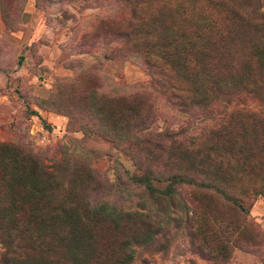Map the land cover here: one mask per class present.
<instances>
[{"label":"rangeland","instance_id":"1","mask_svg":"<svg viewBox=\"0 0 264 264\" xmlns=\"http://www.w3.org/2000/svg\"><path fill=\"white\" fill-rule=\"evenodd\" d=\"M164 2L168 7L159 20V41L182 29L206 32L207 25L213 24L210 50L213 61L222 66L217 81L227 84L224 80L230 76H252L258 56L251 64L252 54H257L251 25L264 19V0ZM133 4V0L128 5L120 0H0V143L33 150L47 164L55 159H61L62 166L72 160L84 163L77 166V173H83L81 180L71 179L82 191L88 183L82 180H89L91 173L85 164L94 166L97 179L105 176L110 181L121 167L134 169L129 152L133 144L124 138L126 131L130 133L127 125L113 135H121L128 152L121 151L112 138L91 132L120 117L125 103L116 99L119 94L145 93L154 113V130L185 127L197 139L215 118L226 119L235 107V98L224 92L217 93L205 112H183L170 103L163 88L151 82L141 60L144 52L135 59L120 58L114 51V32L130 18ZM103 21L111 25L104 27ZM169 50L170 46L169 55L177 51ZM245 62L252 68L244 70ZM261 109L264 115V103ZM242 161L235 157L221 163L232 178L230 194L244 197V210L220 193L182 184L164 202L166 217L154 218L157 222L147 227L133 223L117 230L101 225L96 242L104 257L102 264H116L127 255L129 264H264V189L258 186L261 176L251 178ZM196 162L185 157L163 167L148 161L163 175L184 173ZM82 191L76 193L74 202ZM146 205L158 207L150 199ZM129 209L146 211L136 197ZM148 236L153 240L146 242ZM4 250L0 243V257Z\"/></svg>","mask_w":264,"mask_h":264},{"label":"trees","instance_id":"2","mask_svg":"<svg viewBox=\"0 0 264 264\" xmlns=\"http://www.w3.org/2000/svg\"><path fill=\"white\" fill-rule=\"evenodd\" d=\"M120 1L129 3V0ZM148 1L156 3L150 5ZM148 1L133 0L130 18L115 29L114 51L122 59H135L140 51L144 52L141 60L151 75V82L163 88L170 103L183 112H205L217 93L224 92L235 98V107L226 119L211 116L214 122L197 139L189 136L185 127L154 130V113L145 93L119 94L116 99L125 103L120 117L113 123H102L99 130L91 132L112 138L121 151L128 152L121 135H113L116 129L127 125L130 133L126 131L124 138L133 144L129 152L134 169L121 167L110 181L105 176L97 179L94 166L85 164L91 173L89 180H82V183L88 182L83 191L71 179L80 177L81 180L83 173H77V166L84 163L72 160L65 162L69 166H62L61 159H55L47 164L33 150L0 143V243L5 246L0 257L2 264H102L104 257L96 242L101 225L115 230L133 223L147 227L151 221H158L154 218L166 217L164 202L173 198L186 183L220 193L244 210V197L230 194L232 191L228 189L232 178L222 170L224 159L242 157L251 178L261 176L258 186L264 189L261 109L264 100H260L264 97V19L259 22L251 19L255 22L251 25L255 32L252 46L257 49V54L252 52L251 64L258 56L252 76L244 74L238 78L236 73L238 79L230 76L224 80L225 84L217 81L222 66L213 61L210 50L214 43L213 24L207 25L206 32L191 33L182 29L171 38L159 41L162 25L159 20L168 6L164 0ZM209 4L213 7L214 3ZM153 6L155 10L151 12ZM102 23L107 28L111 25ZM168 46L170 52L177 51L169 55ZM248 64L242 65L244 70L251 66ZM109 117L113 118L110 114ZM185 157H193L197 162L184 173L163 175L148 163L165 167ZM145 161L147 165L143 166ZM187 174L190 177L186 181ZM79 191H82L80 199L74 202ZM133 197L141 200L144 213L129 209ZM147 199L154 200L158 207L146 208ZM151 238L148 236L145 241H152ZM129 258L127 255L126 260L116 264H129Z\"/></svg>","mask_w":264,"mask_h":264}]
</instances>
